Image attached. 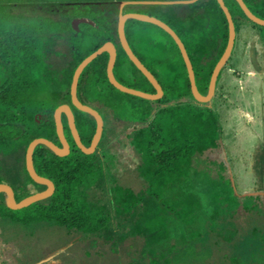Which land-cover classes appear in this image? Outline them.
I'll return each instance as SVG.
<instances>
[{"label":"trees","instance_id":"trees-1","mask_svg":"<svg viewBox=\"0 0 264 264\" xmlns=\"http://www.w3.org/2000/svg\"><path fill=\"white\" fill-rule=\"evenodd\" d=\"M122 1L0 0V183L13 189L17 202L46 188L31 179L25 156L35 138L61 145L54 122L59 105H70L82 143H91L96 121L74 107L70 96L73 73L85 57L112 41L117 49L116 79L125 86L155 92L120 44L117 23ZM224 1L236 33L239 22L245 21L264 44V26L250 21L237 0ZM244 2L264 19V0ZM123 12L145 13L167 23L186 47L199 92L207 93L229 34L217 0L127 4ZM125 34L134 53L161 84L163 96L151 100L115 88L106 73L107 52L84 68L77 98L103 118L98 146L91 154L83 153L63 115L69 154L58 156L44 144L35 147L34 168L53 181L55 190L51 196L17 210L9 208L6 194L0 193V256L9 243H15L13 257L3 258L0 264H15L14 256L23 258L35 242L42 243V229L48 233L47 245L52 246V235H65V243L78 238L92 248L107 247L118 256L119 264H169L157 248L173 240L177 226L189 228L194 239L205 236L211 250L223 259L226 255L221 250L226 244L232 251L231 263L239 264L243 259L252 264L254 254L263 260L264 196H252L255 204L244 206V215L214 210L205 220L194 186L195 179L204 174L214 181L224 179L226 165L219 158L223 121L218 106L223 94L218 92V83L226 65L219 73L213 98L201 103L193 97L182 54L170 34L136 19L126 21ZM124 137L138 158L137 187L133 181L122 182L116 168L117 154L108 148L113 140ZM255 167L264 184V144ZM19 233L22 238H35L24 250L22 239L16 238ZM248 239L255 242L245 245ZM175 244L171 246L178 249ZM62 245L64 242H59L58 247ZM58 247L47 246L49 251Z\"/></svg>","mask_w":264,"mask_h":264},{"label":"rangeland","instance_id":"rangeland-1","mask_svg":"<svg viewBox=\"0 0 264 264\" xmlns=\"http://www.w3.org/2000/svg\"><path fill=\"white\" fill-rule=\"evenodd\" d=\"M218 92L223 94L218 100L223 121L222 151L219 158H223L226 168L223 180L214 181L207 174L195 179L194 186L202 201L205 220L214 210L224 215L235 214L238 217L244 215L243 207L255 204L252 196L257 194L264 196V184L255 167L261 145L264 144V44L250 23L241 21L238 24L235 47L223 69ZM222 108H225V111ZM108 148L117 154L116 168L122 182L133 181L134 187H137L135 179L138 158L131 150L128 139L124 137L113 140ZM31 189L35 191L34 188ZM42 230L40 234L42 243L35 242L33 250L23 258L14 256L15 264H119L118 256L112 255L107 247L96 245L92 248L89 244L78 241V238L65 243V235L59 236L60 238L52 235V240H55L52 246L47 245L45 239L48 233L45 229ZM174 232L173 240L164 242L157 248L159 253H164L169 264H223L225 260L227 264H234L229 259L232 251L226 248V244L221 250L226 255V259H223L211 250L205 236L194 239L189 235L190 229L182 226L175 227ZM181 234L185 238H180ZM22 237L21 233L16 236L22 239L21 245L24 250L35 238ZM26 239L29 242L24 241ZM59 242H64V245L58 247ZM174 242L178 249L171 246ZM252 242L255 241L248 239L245 245ZM11 243L5 248L4 255L0 256V261L13 257L11 248H14L12 245L15 243ZM47 246L49 249L53 246L58 248L49 251ZM97 250L101 253H97ZM255 257L256 254L252 264H263L264 259ZM239 264H245L244 260L242 259Z\"/></svg>","mask_w":264,"mask_h":264},{"label":"water","instance_id":"water-1","mask_svg":"<svg viewBox=\"0 0 264 264\" xmlns=\"http://www.w3.org/2000/svg\"><path fill=\"white\" fill-rule=\"evenodd\" d=\"M194 1L196 0H172V1L125 0V1L120 2L118 23H117V32H118V38H119L120 44L122 48L124 49V51L126 52L129 59L135 64V66L144 74V76L153 85V87L155 88V92L149 93V92H145V91H141L135 88L125 86L116 79L113 68L116 62V58H117V49H116L115 44L112 41L105 42L102 46L97 48L94 52H92L87 57H85L79 63V65L76 67L73 73L72 82L70 86V96H71L72 105L74 107H76L77 109L83 112L91 114L96 121V130L92 137L90 145L86 146L82 143L80 134L78 132V129L75 123L74 113L70 105L68 104L59 105L54 111V122H55V127H56V134H57V137L61 145L59 146L55 144L53 141L47 138H44V137L35 138L29 143L27 150H26V156H25L26 169L31 179L38 184L46 186V188L42 191L34 192L33 194L17 202L15 200L13 189L8 184L0 183V193L3 192L6 194V203L9 208L14 209V210L21 209V208L29 206L30 204L34 202L43 200L53 194L55 190V185L53 181H51L49 178L39 175L34 168L33 152L37 145L44 144L58 156H65L69 154L70 145L66 139L65 132H64V125H63V119H62L63 115H65L67 119V124L70 129V133L77 147L85 154H91L96 150L98 143L100 141V138L102 136V132H103V126H104L103 118L96 109L92 108L89 105L83 104L77 98V87H78V81H79L82 71L97 56H99L103 52L108 53L109 59H108L107 68H106L107 77L110 83L118 90L128 93V94L139 96L142 98L151 99V100H156L163 96V88L161 84L155 78V76L147 69V67L141 62V60L137 57V55L134 53V51L132 50L127 40V37L125 34V23L128 19H136V20L155 24L161 27L163 30H165L168 34H170L172 38L175 40L182 54V57H183V60H184V63L186 65V69L188 72L191 92L195 100L201 103H205V102H209L213 98L215 94V90H216V82H217L219 73L221 69L228 62V59L233 51V48L235 45V38H236L235 22L224 0H217V1L219 5L221 6L223 12L225 13V16L228 22V31H229L228 41H227V45H226V48L223 54L221 55L220 59L216 63L215 67L213 68V71L210 77L208 91L205 95L201 94L198 90V87L196 85L193 65L187 53L186 47L184 43L182 42L181 38L178 36V34L167 23H165L164 21L160 20L159 18L155 16L145 14V13H140V12H127V13L123 12V8L127 4H155V3L169 4V3H190ZM237 2L240 5L241 9L243 10L244 14L247 16V18L250 21L258 25L264 26V19H261L256 14H254L249 9V7L246 5L244 0H237Z\"/></svg>","mask_w":264,"mask_h":264}]
</instances>
